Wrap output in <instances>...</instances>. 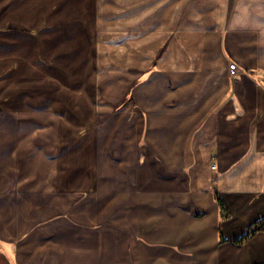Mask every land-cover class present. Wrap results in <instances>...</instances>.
<instances>
[{"label": "crops", "instance_id": "1", "mask_svg": "<svg viewBox=\"0 0 264 264\" xmlns=\"http://www.w3.org/2000/svg\"><path fill=\"white\" fill-rule=\"evenodd\" d=\"M119 1L53 47L0 0V264H263L264 230L234 243L264 223V0ZM60 80L91 83L55 100L101 122L98 171L49 151Z\"/></svg>", "mask_w": 264, "mask_h": 264}, {"label": "rangeland", "instance_id": "2", "mask_svg": "<svg viewBox=\"0 0 264 264\" xmlns=\"http://www.w3.org/2000/svg\"><path fill=\"white\" fill-rule=\"evenodd\" d=\"M108 1L112 3L115 2V0ZM116 1L120 2L119 0ZM118 2L116 6H111L114 4L108 5L106 3V15L115 13L114 15H116V17L120 16L123 8L122 5H120ZM1 4L2 3H0V5ZM28 4L29 5H27L25 10L31 13V19L27 24L31 26V30H34L33 32L39 33V29H43L44 32H42V37L46 35V33H49L48 37L51 44H54L55 42V38L50 37L53 35L54 30L55 32L57 30L59 32H61V30H63V32H70L69 37L71 39L69 38L67 43L73 44L75 43V41H73L76 40L75 38H79V40L82 42L83 39H81L80 34H83L85 32L84 34L89 39V41H86V43L92 44V36L90 32L93 27V0H29ZM110 6V9L112 11L109 10ZM185 8L186 7H184V10ZM41 17H44V19ZM84 27H87L90 32L87 28V30H85ZM74 31H77L78 34H71ZM36 37L40 38L41 36L39 37L37 35ZM32 44L33 46H35L34 43ZM73 44L69 45L72 46ZM76 44L77 43H75L74 46ZM56 45L57 44L55 43L53 47H55ZM58 45L60 46V44ZM47 52L49 54H54L53 52L55 51L51 50ZM51 57H54V55ZM69 76L70 75L64 76V79L69 78ZM37 85L39 84H30L29 91L32 95L36 94V92L40 90L39 88L35 87ZM83 88L86 89V91H88L89 89L91 90V83L85 82L84 84H82L81 82H67L60 80L59 83H49L46 87V92L49 96L47 102L52 101V103L54 104V102L57 101V103L62 104V106L57 109V112L61 114L68 123L67 125H63V128H61L62 130H58L59 134L57 133V140L60 141V143H58V146L55 149L54 146H49V151L52 154L53 152H57L60 156L59 159H62L61 162L57 161L58 170L61 169L76 173L79 171H98V162L93 164V161L88 162V159H91L90 153L92 152V150H94V146H96L97 148V128L101 126V122H98V120L97 122L92 120L91 111L89 110L88 105L86 106V104L85 106L82 105L79 110H74L69 108L71 99L68 100L67 96L63 95L61 97L58 95V98L55 100L56 93L62 91L80 92L81 90H83ZM44 90L45 88L42 87L41 91L43 92ZM51 95L53 96V98L50 97ZM78 102L79 101L77 100V103ZM74 104H76V100H74ZM50 144H52V141H50ZM100 169L108 170V166L104 165V167H100Z\"/></svg>", "mask_w": 264, "mask_h": 264}, {"label": "trees", "instance_id": "3", "mask_svg": "<svg viewBox=\"0 0 264 264\" xmlns=\"http://www.w3.org/2000/svg\"><path fill=\"white\" fill-rule=\"evenodd\" d=\"M215 198H216V201L218 203L220 210L223 211L224 206H223L221 199L217 195H215ZM263 230H264V223L259 222V223L254 224L250 229H248L246 234L241 239H239L238 241L234 243V245H237V246L243 245L249 238L255 235V233L259 231H263Z\"/></svg>", "mask_w": 264, "mask_h": 264}, {"label": "built area", "instance_id": "4", "mask_svg": "<svg viewBox=\"0 0 264 264\" xmlns=\"http://www.w3.org/2000/svg\"><path fill=\"white\" fill-rule=\"evenodd\" d=\"M236 70V65L234 63L229 64V71L233 74Z\"/></svg>", "mask_w": 264, "mask_h": 264}]
</instances>
